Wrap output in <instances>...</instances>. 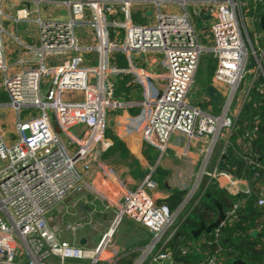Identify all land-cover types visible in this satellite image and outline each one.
I'll use <instances>...</instances> for the list:
<instances>
[{"label":"built area","instance_id":"obj_1","mask_svg":"<svg viewBox=\"0 0 264 264\" xmlns=\"http://www.w3.org/2000/svg\"><path fill=\"white\" fill-rule=\"evenodd\" d=\"M4 1L0 0V81L14 121L13 132L5 134L0 128V264H44L46 260L107 263L113 259L109 253L111 236L124 218L150 234V242L136 263L141 264V258L172 226L175 215L165 204L154 201L156 183L148 173L134 190L125 195L116 192L120 203L108 226L110 233H103L92 249L59 239L55 208L67 195L85 189L107 204L99 188L86 186L85 179L108 147L104 140L107 114L118 105L112 98L110 76L114 74L130 75L139 90L138 126L145 145L161 156L168 152L171 137L180 136L184 144L178 155L183 157L194 142L204 144L199 172L213 178L217 170L215 181L220 188L231 195L252 194L255 205L264 206V174L257 182L255 171L251 187L230 171L214 167L211 174L203 172L211 149L220 140L224 141L222 155L248 92L253 89L264 94V29L253 34L251 42L249 27L257 18H245L248 2L256 5L263 0H18L20 7L11 6L9 0L7 10L3 9ZM30 2L35 6L33 11ZM42 2L63 6L65 19L40 15ZM147 8L152 11L150 18L142 14ZM33 12L37 30L34 43L5 32V26L27 21ZM137 14L139 21L133 18ZM196 20L207 22L203 28L207 44L198 40L193 26ZM4 34L15 45L11 61L5 54ZM133 54L159 56L160 72L134 65ZM205 54L215 61L209 86L223 90L217 115L188 98L198 60ZM115 55L123 56L125 69L114 66ZM249 56L254 67L247 72L254 70L259 75L241 85ZM258 77L261 83L256 81ZM22 109L29 115L20 119ZM76 127L82 129L74 135ZM242 159L260 168L256 162ZM222 179L232 181V190ZM236 209L237 204L232 205L217 228L234 220ZM84 222L76 219L64 229L73 235ZM167 256L168 252H157L151 262ZM213 261L211 258L207 264Z\"/></svg>","mask_w":264,"mask_h":264},{"label":"crops","instance_id":"obj_2","mask_svg":"<svg viewBox=\"0 0 264 264\" xmlns=\"http://www.w3.org/2000/svg\"><path fill=\"white\" fill-rule=\"evenodd\" d=\"M158 58L159 56L152 54L144 56L133 54L131 56L134 65L148 69L151 72H160ZM116 68L122 69L124 67L116 66ZM110 79L113 83L112 98L118 105L108 110V114L110 115L108 116L107 114V128L104 140L108 145V151L110 149L113 151L101 156L105 152V149L99 154L97 161L92 165L90 177L85 179L86 186L91 184L99 188L100 193L103 195L102 197L107 198V204L96 199L95 194L91 191L84 189L80 193L67 195L55 208L57 225L60 227L59 239L77 246H80L78 245V240L82 239L83 244L80 247L85 249H92L99 241L98 238L94 237V232L97 231L98 225L108 222L109 226L120 203L118 196L120 194H116L115 192L116 189L118 190L117 185H120V179L131 191L141 183L142 178H139L137 175L136 166H139V170L142 171L149 167L147 173H151L156 183V190L152 192V197L156 202H164L171 195L172 191L188 188L192 173L200 169L198 166L200 167L203 162V154L200 151L205 145L201 143L194 142L187 148V152L183 157L178 155L184 144V139L180 136L171 137L169 150L166 154L159 156L156 152L154 160H147L142 152L145 144L140 138L138 126L139 101L141 99L139 90L132 83L130 75L119 73L111 75ZM206 94L209 99H214L211 94L207 92ZM81 129V127H76L72 129V132L74 135H77ZM114 140L117 142V145L114 144ZM222 158L223 156L218 157L213 163L212 168H224L221 162ZM108 163L110 166H108ZM159 185L161 188L158 187ZM190 190L182 196V200L174 212L176 216L177 211H181L188 202V198L191 195L189 194ZM78 201L84 204L89 211L83 212L79 210L76 207V202ZM68 209L72 212H69ZM189 210L190 208L185 214ZM67 215L68 217H66ZM72 217L73 219L71 220ZM79 218L84 219L85 222L73 235L64 229L65 225L72 224ZM95 239L96 241H94ZM149 242L150 234L144 228L124 218L115 228L111 240L109 253L113 255V259L108 260L107 263L101 262L98 264H114L120 257L130 255H134L132 260V264H134L140 259L142 248H145ZM164 243L156 244L145 258H141V264H174L170 255L165 259L151 262V258L155 253L161 252V247ZM55 261L50 260L47 264H57ZM70 261H79L77 264H87V261Z\"/></svg>","mask_w":264,"mask_h":264},{"label":"trees","instance_id":"obj_3","mask_svg":"<svg viewBox=\"0 0 264 264\" xmlns=\"http://www.w3.org/2000/svg\"><path fill=\"white\" fill-rule=\"evenodd\" d=\"M247 7L251 10L248 15L256 17L259 10H264V0L256 5L248 2ZM255 26L259 28L257 20ZM201 60L205 69L203 72L198 71L197 79L194 81L204 84L210 81L215 61L207 56H202ZM115 65L124 67L122 69L126 68L123 56H114ZM253 67L254 61L250 57L248 69ZM256 81L261 83V77ZM214 109L215 112L218 111L217 107ZM254 128L255 131L250 134ZM245 133L250 134L248 139L243 138ZM114 144L117 145L115 140ZM228 144L219 156H223L221 162L224 168H218L230 171L237 178L245 179L253 187L252 174L258 172L257 182H260L264 174V94L259 95L253 89L248 92L229 135ZM242 146H245V149ZM111 151L113 150L106 149L101 156ZM142 152L147 160L156 158V151L148 145H144ZM242 157L256 162L260 168L246 164ZM184 194L183 190H175L167 200L157 203L165 204L168 209H172L173 206L180 204ZM192 199L190 210L177 222L174 219L171 226L173 232L161 247V252H168L174 264H207L211 258L214 259L213 264H232L233 261L242 264H264V206L257 207L252 194L231 195L210 181ZM212 200L219 203L224 213L230 210L232 205L237 204L235 219L217 228L216 238L214 237L216 229H211L208 233L202 231L193 238L191 231L198 228L199 224L208 226L214 221L216 210ZM133 257L134 255L120 257L114 264H132Z\"/></svg>","mask_w":264,"mask_h":264},{"label":"rangeland","instance_id":"obj_4","mask_svg":"<svg viewBox=\"0 0 264 264\" xmlns=\"http://www.w3.org/2000/svg\"><path fill=\"white\" fill-rule=\"evenodd\" d=\"M8 2H9V0H5L3 2V9L4 10H7L5 8V4L8 3ZM14 5H16L17 7H20V4H19L18 0H11V6H14ZM29 8H30L31 11H33L35 9V6H34V4L32 2L29 3ZM246 9H247V12H246L247 14L251 13V10L248 7ZM43 13H44V17L48 14V16H50L52 18L63 20V19H65L66 11H65V8L63 6H61V5H55V4H51V3L42 2V3L39 4V14L43 15ZM142 14L146 18H150L152 16V11L149 8H147L144 11V13H142ZM248 17H249V15L245 16L246 20H247ZM35 18H36V14L33 12L28 17L27 21L18 23L16 25L9 24V25L5 26L4 30H5V32L7 34L11 33V35L17 36L21 41H24V42H27V43H34V41L36 39V31L37 30H36L35 24L32 21L35 20ZM133 18H136V20L139 21L138 14L134 15ZM206 25H207V22H205V24H202V23L199 22V20H196L195 22H193L195 33H196V35L198 37L199 42L202 43V44H207V40L203 39V32H204L203 28ZM249 31H250V40H251V42H253V39H252V35L253 34H257V33L261 34L260 29L259 28L257 29L255 24H253L251 26V28L249 27ZM207 35L208 34H207V31H206L205 32V36L207 37ZM3 42H4L5 54L6 55L8 54V61H11V60L14 59L13 58L14 55L12 54V52L15 51V47H14L15 45L13 43V40L9 36L4 34ZM257 43H259V42H257ZM202 56H207L208 58H210V56L207 55V54L202 55ZM202 56H200V58L198 60V65H197V69H196L195 79H197L198 71L200 70L201 72H203L204 69H205V65L202 64V60H201ZM146 59L148 60V58H146ZM249 61H250V56L248 58V66H246V68H244V71H243V77H242V80H241V85L242 84L247 85L248 82L251 79H253V78H255L256 76L259 75L258 72L254 73V70H250L249 72H247L246 69H248V67H249ZM211 77H212V75L210 76V78ZM209 84H210V81L208 83L204 82V84L199 83L198 81H194L193 86L191 88V91H190V93L188 95V98H189V100L191 102L197 104L199 107H201V108H203V109H205L207 111H211L212 113H214V115H217L219 111L215 112L214 107H218L219 106V108H220L221 104L223 103V98H221L223 90L222 89H218V88H213V87L209 86ZM241 85L239 86L238 89L241 88ZM206 92L211 94L214 97V99H216V100H214L213 98L209 99V97L206 94ZM207 99H208V101H207ZM28 115H29V111H27V110L25 111V110L22 109V110H20L19 118L23 119V118H25ZM109 115L110 114H108V116ZM13 121H14V116H13L11 110L7 107L6 97H5L4 92H2V90H1V81H0V128L5 133L13 132ZM52 127H53L54 131H58L57 126H52ZM227 144H228V140H227ZM227 144H226V146H227ZM223 146H224V141L220 140V141H218L215 144L214 148L211 149L210 154L207 157L208 161L206 159V163L204 165L203 172L209 173V174H211L213 172L214 168H212V165L215 162V160L220 156V151L223 148ZM202 159H203V157H202ZM1 166H3V164H0V167ZM108 166H110L109 163H108ZM201 166L202 165H200V167ZM200 167L198 166V168H200ZM148 168H146L145 170L142 171V170H139V166H136V172H137V175L139 176V178L141 177L143 179L145 176H147ZM198 173H199V169L192 173L191 182L189 183L188 188L187 189H183V190H185L186 193L188 192V190H190L192 185L196 182L197 176H199ZM215 174H217V170L214 173V177L213 178L210 177V176H207L204 173L200 175L199 179L196 182V185H194L195 187L192 188V192L190 193L191 195L188 198V202L185 204V206L183 207V209L181 211H177V216L175 215V222H177L178 219H181L180 217H182L186 213V211L189 208H191V206H192L191 203H192V200H193L192 198H194L195 195L199 194V192L206 186V184L208 182L213 181L217 186H219V184L215 181V179H216L215 178ZM151 177H152V175H151ZM238 178H240V177H238ZM152 179H153V177H152ZM119 184L120 185H117L118 190L116 189L115 192H118L121 195H125V194H127L128 192L131 191L130 189H128L126 187V185L123 183V181H121V179L119 181ZM158 187L161 188L160 185ZM157 190H158V188H157ZM177 207L178 206H175V207L173 206L172 209H169L170 212L174 213L177 210ZM68 211L72 212V211H70V209H68ZM56 215H57V213H56ZM66 217H68V215ZM72 219H73V217L71 218V220ZM56 223H57V220H56ZM103 223L98 225L97 231L94 232V237L95 238L100 239L101 235L103 233L107 232V230H108V222H106L104 224ZM171 230H172V228L170 227L168 229V231L166 232V234L162 237V239H161V241L159 243L164 242L163 240H165V238H167L169 236ZM112 238H113V235L111 236V240H112ZM94 241H96V239ZM55 262H57V264H65V263L66 264L67 263H69V264H77L79 261L64 260L63 262H59V260L58 261L56 260ZM47 263H49V261L46 260L44 262V264H47Z\"/></svg>","mask_w":264,"mask_h":264},{"label":"water","instance_id":"obj_5","mask_svg":"<svg viewBox=\"0 0 264 264\" xmlns=\"http://www.w3.org/2000/svg\"><path fill=\"white\" fill-rule=\"evenodd\" d=\"M193 12H196V8H193ZM256 17H257V23H258V26H259V29L260 31L264 29V10H259L257 13H256ZM6 24L3 23V26H5ZM49 119L51 122H54V116L52 114L49 115ZM201 175V172H199V176H197V180L199 179ZM196 180V182H197ZM196 182L193 184V187L194 188L196 185ZM192 188L189 192V194L192 192ZM186 200V199H185ZM184 200V201H185ZM212 204L216 210V217L214 219V221L209 224L208 226H204L202 224H199V227L196 228L195 230L191 231V235L192 237L194 238L196 235H198L200 232L204 231L205 233H208L211 229H216L219 224L225 219V215H224V212L222 211L220 205L218 202H216L215 200H212ZM76 207L83 211V212H88L89 209L84 205L82 204L81 202H76ZM175 215V214H174ZM83 244V240L82 239H79L78 240V245H82ZM139 260H137L134 264L138 263ZM232 264H242L241 262L239 261H233Z\"/></svg>","mask_w":264,"mask_h":264},{"label":"bare ground","instance_id":"obj_6","mask_svg":"<svg viewBox=\"0 0 264 264\" xmlns=\"http://www.w3.org/2000/svg\"><path fill=\"white\" fill-rule=\"evenodd\" d=\"M223 181H222V183L224 184V186L225 187H227V188H229L230 190H232L231 189V185H232V181L231 180H229V182H226L224 179H222ZM241 186H242V188H243V184H241ZM112 230V228L111 229H109V231H111ZM110 233V232H109ZM108 231H107V236H108Z\"/></svg>","mask_w":264,"mask_h":264}]
</instances>
